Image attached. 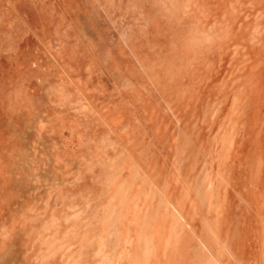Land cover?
Masks as SVG:
<instances>
[{
    "label": "rangeland",
    "instance_id": "obj_1",
    "mask_svg": "<svg viewBox=\"0 0 264 264\" xmlns=\"http://www.w3.org/2000/svg\"><path fill=\"white\" fill-rule=\"evenodd\" d=\"M0 264H264V0H0Z\"/></svg>",
    "mask_w": 264,
    "mask_h": 264
}]
</instances>
